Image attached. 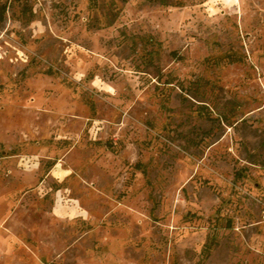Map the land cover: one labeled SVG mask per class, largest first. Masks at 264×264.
Returning a JSON list of instances; mask_svg holds the SVG:
<instances>
[{"label":"rangeland","instance_id":"obj_1","mask_svg":"<svg viewBox=\"0 0 264 264\" xmlns=\"http://www.w3.org/2000/svg\"><path fill=\"white\" fill-rule=\"evenodd\" d=\"M0 264H264V0H0Z\"/></svg>","mask_w":264,"mask_h":264}]
</instances>
